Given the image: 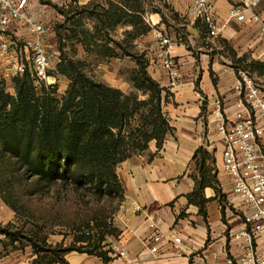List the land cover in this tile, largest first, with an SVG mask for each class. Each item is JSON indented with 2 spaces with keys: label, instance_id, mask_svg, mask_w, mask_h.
I'll use <instances>...</instances> for the list:
<instances>
[{
  "label": "crops",
  "instance_id": "1",
  "mask_svg": "<svg viewBox=\"0 0 264 264\" xmlns=\"http://www.w3.org/2000/svg\"><path fill=\"white\" fill-rule=\"evenodd\" d=\"M53 1L87 6L101 0ZM154 1L161 14L151 13L148 17L144 14L143 20L147 25L151 22L158 28L166 18L175 21L170 13L162 10V5L167 6L177 19L185 18L190 6V0ZM29 2L32 6L41 4L40 0ZM212 4L222 31L217 38L210 39L201 24L188 25L191 32H186L187 45L185 42L172 53L182 73V82L177 88H168L166 73L153 63L154 47L150 32L146 34L150 40L146 56L147 74L164 90L162 99L168 94L161 110L169 132L159 149L151 142L145 151L132 155L116 167L121 198L107 223L106 230H110L111 234L104 236L98 250L108 261L104 262L96 255L70 252L63 257L66 264H222L225 258L238 255L236 245L239 240L233 235L242 230L243 207L232 194L229 179L221 172L223 145L212 124L211 113L215 102H219L225 118L232 121L242 109L233 90L237 77L229 60L224 59L226 52L220 43L225 42L236 58L246 56L259 62H264V44L259 38L257 25L244 26L226 21L228 4L225 0H212ZM256 12L264 20V0H260ZM54 48L57 51L55 44ZM115 51L119 53L118 49ZM107 60L119 61V58ZM104 85L123 94L133 91L131 83L126 92L115 83ZM197 149H202L213 158L218 183V193L210 188L203 190L205 217L187 200L194 189V179L198 177L192 161ZM134 206H139L141 210L134 212ZM0 210V227L12 223L14 212L6 207H0ZM149 223L155 225L153 232L172 234L181 239L177 253L162 242L158 245L157 254L150 252L154 244ZM15 244H10L0 234V264H38L31 248L29 252L25 248H15ZM121 250L126 255L124 258L118 257Z\"/></svg>",
  "mask_w": 264,
  "mask_h": 264
},
{
  "label": "trees",
  "instance_id": "2",
  "mask_svg": "<svg viewBox=\"0 0 264 264\" xmlns=\"http://www.w3.org/2000/svg\"><path fill=\"white\" fill-rule=\"evenodd\" d=\"M115 1L102 15L91 13L99 25L93 28V33L81 29L80 20L72 26L69 24L64 35L59 33L60 26L56 28V49L60 54L56 73L69 81L60 101L54 97V87L36 86L28 70L13 78V96L4 92L0 80V197L14 213L17 212L14 202L3 194L2 175L8 169V173H17L24 180L35 179L48 185L69 182L78 187L85 181L93 182L96 193H106L119 199L122 191L117 181L116 167L132 155L145 151L151 142L159 149L169 132L161 110V104L168 94L162 99L164 90L147 74V61L142 56L129 53L124 42L108 38L103 44L96 43L99 32L103 31L107 36V32L117 26L137 29L140 32L136 37L150 31L142 19L145 14L142 0ZM88 6L77 7L73 15H81L88 10ZM161 8L177 20L167 6L162 5ZM155 13L161 14L158 10ZM64 15L67 17V14ZM161 18L163 21V15ZM66 22H69L68 18ZM200 31L203 32L202 29ZM72 39L87 53L93 51L102 59L133 60L135 69L129 81L134 90L146 93L148 99L139 102L134 95H125L95 82L85 75L82 63L62 58V42ZM220 44L230 56L228 58L236 76L239 72H245L264 81V62L246 56L236 58L225 42ZM116 49L119 53H116ZM192 161L198 177L194 179V189L187 200L205 217L203 190L210 188L218 193L214 160L202 149H197ZM107 228V224L95 226V242L90 239V233L79 234L81 230H78L72 243L65 247L47 246L44 240L39 239L29 241V246L38 264H66L63 257L70 252L96 255L107 262L108 258L98 251L104 236L111 234ZM86 229L93 230V227ZM0 234L10 244L18 241L14 233H9L7 226L0 227Z\"/></svg>",
  "mask_w": 264,
  "mask_h": 264
},
{
  "label": "built area",
  "instance_id": "3",
  "mask_svg": "<svg viewBox=\"0 0 264 264\" xmlns=\"http://www.w3.org/2000/svg\"><path fill=\"white\" fill-rule=\"evenodd\" d=\"M225 1L228 4L226 21L257 25L264 44V20L256 12L260 0ZM45 12L44 5L32 6L29 0H0V67L14 76L28 70L36 86L46 80L54 60L59 63V55L49 51L45 44ZM185 20L191 26L201 24L210 39L217 38L222 31L212 0H190ZM148 26L154 47L153 63L166 73L168 88H177L181 85L182 73L172 53L184 46L185 39L182 34H170L151 22ZM236 77L233 90L242 109L232 121L225 118L219 102H215L211 113L212 124L223 145L221 172L229 179L231 192L243 207L242 230L233 235L239 240L238 255L225 258L222 264H264V83L257 85L245 72H239ZM140 210L139 206L133 207L134 212ZM148 228L152 232L156 229L154 223H149ZM88 233L89 230L82 229L79 234ZM151 241L152 254L158 253L161 242L176 253L181 245L178 236L160 232H153ZM125 256L124 251L118 252V257Z\"/></svg>",
  "mask_w": 264,
  "mask_h": 264
},
{
  "label": "rangeland",
  "instance_id": "4",
  "mask_svg": "<svg viewBox=\"0 0 264 264\" xmlns=\"http://www.w3.org/2000/svg\"><path fill=\"white\" fill-rule=\"evenodd\" d=\"M40 2L46 8L43 19V24L47 31L45 44L50 48L49 51L60 55L54 50V44L56 45L57 39V27L60 26L58 28L59 33L64 35L66 34L65 28L69 24L72 26L76 21L80 20L81 29L93 33V28L99 27V25L91 13L102 15L110 7V4H114L117 1L101 0L92 2L88 6V10L81 15H73L77 11L78 5L69 3L57 4L53 0H40ZM142 8L147 17L159 9L154 0H142ZM64 13L67 14V17ZM144 17L145 15L142 16V19ZM66 18L69 19V22H66ZM144 24L147 25L146 22ZM160 25L161 29L166 32L182 34L187 45L186 32H191V30L188 28L184 17H180L175 21L166 18ZM138 29L141 30V28ZM139 32L137 29L133 30L130 26H117L109 30L107 36H105L103 31L99 32L96 37V43L103 44L108 38L113 41L124 42L129 53L137 57L142 56L147 61L146 56L149 53L150 40L147 37L148 34H140L136 37ZM62 45H64V49L61 57L82 63L83 72L88 78L103 85L105 83H115L126 92V87L130 85L131 72L135 69L133 60L128 58H120L119 61L102 59L93 51L87 53L80 45L75 44V39L69 42L63 41ZM225 54L224 59L229 60L228 62L230 63L228 58L230 56L227 55V52ZM56 64V60H54L42 85L54 87V97L60 101L65 94L69 81L65 77L57 75ZM14 77L12 73L3 67L0 69V80L3 90L11 96L14 95L12 83ZM251 79L257 85L264 83L255 76L251 77ZM124 94L134 95L139 102L148 99L146 93L134 89L132 92ZM8 170L2 175L4 180L3 194L6 199L14 202L17 212L14 213L12 223L3 226H7L9 233L16 235L18 241L15 244V248L17 249L23 250L25 248L30 252L29 241L34 239L44 240L47 246L62 245L65 247L72 243L78 230L86 229L90 226L93 227V230H89L90 239L95 242V226L103 227L107 224L114 210H116L118 197H110L106 193H96L93 182L85 181L78 187L73 186L69 182L66 184L56 182L48 185L38 183L35 179L24 180L17 173L12 171V173H8ZM5 183H8L7 187H5ZM0 207L1 209L6 207L10 210L2 202L1 197ZM86 248L91 249V247Z\"/></svg>",
  "mask_w": 264,
  "mask_h": 264
}]
</instances>
